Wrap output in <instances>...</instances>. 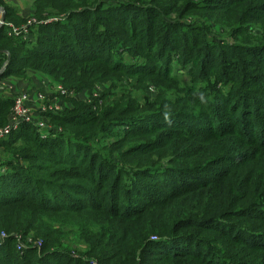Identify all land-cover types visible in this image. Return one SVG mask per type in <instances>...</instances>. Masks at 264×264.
<instances>
[{"label":"trees","instance_id":"obj_1","mask_svg":"<svg viewBox=\"0 0 264 264\" xmlns=\"http://www.w3.org/2000/svg\"><path fill=\"white\" fill-rule=\"evenodd\" d=\"M31 1L0 83L106 88L0 140V264H264V0Z\"/></svg>","mask_w":264,"mask_h":264},{"label":"built area","instance_id":"obj_2","mask_svg":"<svg viewBox=\"0 0 264 264\" xmlns=\"http://www.w3.org/2000/svg\"><path fill=\"white\" fill-rule=\"evenodd\" d=\"M35 23V20L30 21V24ZM4 24L5 22L3 23L2 20H0V27H2ZM8 25L12 27L11 35L19 36L21 34L20 29L13 28V25L11 24ZM27 34L28 32L25 31V38H27ZM3 83L4 81L0 83V92H4L5 90ZM58 89V94H60L61 97L73 98L75 96L74 93L67 92L61 86L58 87ZM48 96L49 93L39 94V106L38 109L35 110L34 106H32L31 104L33 103L32 96L29 93L24 92L20 94H10L9 98L13 100L12 113L10 115L8 125L5 127H0V140L6 139L13 132L17 131L23 123L32 124L33 126H35L43 139H46L49 135L55 132V129L44 115L48 113L61 112L64 110V108L60 104L53 103L48 98ZM97 97H99V93L90 96L88 101ZM27 243L29 246L34 245L39 249L42 247L41 242H34L32 238H29L27 240ZM18 247L21 251H24V248L26 249L27 245H25L19 238Z\"/></svg>","mask_w":264,"mask_h":264},{"label":"crops","instance_id":"obj_3","mask_svg":"<svg viewBox=\"0 0 264 264\" xmlns=\"http://www.w3.org/2000/svg\"><path fill=\"white\" fill-rule=\"evenodd\" d=\"M10 1V2H9ZM6 3H10L8 5L10 6H20L16 2H12V0H5ZM25 2V1H20ZM23 4V3H22ZM32 14V11H28L27 14H22L25 17H29ZM4 92H0V97H8L13 91H19V92H27L30 93L33 99L32 106H34V109H38L39 103H38V96L41 93H49L48 98L56 104L63 105L60 100H65L68 98L61 97L60 94L55 92V82H53L50 78L42 75L37 74L35 72H31L29 79H15L10 78L4 81ZM39 90V92H38ZM41 90V91H40ZM84 95L82 96H74L73 99H77L79 101H88L90 98V92H83ZM82 95V94H81ZM11 99V98H10ZM63 108H72L71 104H64ZM46 118L47 116L44 115ZM10 118V117H9ZM40 134V133H39ZM41 136V134H40Z\"/></svg>","mask_w":264,"mask_h":264},{"label":"rangeland","instance_id":"obj_4","mask_svg":"<svg viewBox=\"0 0 264 264\" xmlns=\"http://www.w3.org/2000/svg\"><path fill=\"white\" fill-rule=\"evenodd\" d=\"M16 2L17 4H19L20 6H12L14 9H16V11L18 12V14H20V15H22L23 13L24 14H27V12L28 11H32L33 12V6H32V4H33V1H31V0H22V1H25V2H20L19 0H12V2ZM10 2V1H9ZM7 3V4H10V3ZM23 3V4H22ZM2 17H3V14H2V12L0 11V20L2 19ZM22 17H25V16H23L22 15ZM49 23H51V21H48V22H45L44 24H49ZM8 28L9 29H11V32H12V27H10V25H8ZM16 29H18V28H16ZM27 36H29V35H27ZM53 81V80H52ZM183 82L186 84L187 82H189V78L188 77H183ZM58 87H60V85L58 84V83H55V92L56 93H58V91L57 90H59L58 89ZM62 87V86H61ZM63 88V87H62ZM105 88H106V86H103L102 88H99L97 91H93V92H90V95L92 96V95H95V94H97V93H99L100 94V92H103V91H105ZM41 91V90H40ZM38 92H39V90H38ZM20 94V93H24V92H19V91H13L11 94ZM27 93V92H26ZM40 93V92H39ZM30 94V93H29ZM82 94V95H81ZM81 94H75V96H82L83 97V95H84V93H81ZM140 94V93H139ZM138 94V95H139ZM6 96V95H5ZM4 96V98H8V97H5ZM61 102H62V104L64 105V104H71V103H69V102H67L66 100H60ZM62 105V106H63ZM50 123V122H49ZM8 157L10 156V155H7ZM6 155H4V154H2L1 152H0V164H2L3 162H6V160L8 159V157H7ZM29 238V237H28ZM6 239H8V237L7 236H3V234H1L0 235V248L1 247H3L4 245H5V243H6ZM32 239H33V241L35 242V237L33 236L32 237ZM71 239L73 240V242H70L69 243V245L71 246V250H73L74 251V254H75V256L76 257H79L80 256V254L81 253H84L85 251H87V249H88V246L83 242V243H80V242H77V239L74 237V236H72L71 237ZM67 243V242H66ZM16 244V250L18 251V252H23V251H21L20 249H19V247H18V242H16L15 243ZM68 244V243H67ZM27 246H29V245H27ZM25 249V248H24Z\"/></svg>","mask_w":264,"mask_h":264},{"label":"water","instance_id":"obj_5","mask_svg":"<svg viewBox=\"0 0 264 264\" xmlns=\"http://www.w3.org/2000/svg\"><path fill=\"white\" fill-rule=\"evenodd\" d=\"M0 11H1L2 14H3V17H2L1 20H2V22L4 23V22H5V11H4V9L1 8V7H0ZM10 60H11V56H10V54H8L7 62H6L5 66L3 67V69H2L1 72H0V77L2 76L3 72H4L5 69L7 68L8 64H9V62H10Z\"/></svg>","mask_w":264,"mask_h":264}]
</instances>
